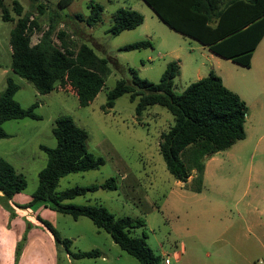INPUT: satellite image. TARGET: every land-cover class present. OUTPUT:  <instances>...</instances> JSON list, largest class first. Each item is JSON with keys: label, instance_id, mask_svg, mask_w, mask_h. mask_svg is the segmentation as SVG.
<instances>
[{"label": "rangeland", "instance_id": "obj_1", "mask_svg": "<svg viewBox=\"0 0 264 264\" xmlns=\"http://www.w3.org/2000/svg\"><path fill=\"white\" fill-rule=\"evenodd\" d=\"M0 3L10 18L3 21L0 9V93L11 79L18 85L14 100L24 109L36 104L34 112L40 117L2 124L8 137L0 139V157L25 177L26 188L16 199L0 195V264H139L88 218L73 219L45 207L54 214L46 218L39 212L44 206H29L31 200L18 202L23 196L31 197L37 186V173L47 161L40 146L55 147L51 130L59 116L71 117L87 133V151L102 158L103 164L61 177L56 190L99 185L111 177L116 180L115 190L98 189L65 203L101 205L116 217L141 218L144 226L136 228L134 235L145 236L148 247L159 257L157 264H165V259L168 264H264V123L256 110L250 114L247 110L246 137L206 157L202 174L193 170L184 184L168 173L158 151L160 135L174 123L165 108L152 105L137 116L136 101L130 102L125 94L111 109H102L106 93L115 83L131 80L130 70L156 84L173 57L179 60L173 87L180 93L195 80V66L200 73L208 67L198 42L171 30L142 0H73L64 8L58 7V0ZM90 3L102 8L101 22L92 27L84 21ZM16 5L20 16L14 11ZM119 8L140 13L142 24L110 34L112 14ZM20 17L27 19L31 44L51 28L55 46L60 47L57 34L61 32L68 49L76 50L83 43L107 60L104 86L88 106H79L69 87L39 94L12 73L9 34ZM141 40H149L151 47L119 50ZM238 70L248 72L242 66ZM38 218L49 223L62 240L71 241L68 251L56 245ZM92 250L99 256L72 257Z\"/></svg>", "mask_w": 264, "mask_h": 264}, {"label": "trees", "instance_id": "obj_2", "mask_svg": "<svg viewBox=\"0 0 264 264\" xmlns=\"http://www.w3.org/2000/svg\"><path fill=\"white\" fill-rule=\"evenodd\" d=\"M171 30L195 40L201 46L223 59L248 68L252 52L264 35V0H142ZM73 0H58L64 8ZM90 14L85 18L87 26L101 22L102 8L90 3ZM1 19L9 21L8 10L0 3ZM14 11L20 16L19 7ZM108 32L117 35L132 30L143 22V16L129 8L117 9L111 17ZM26 18L16 20L9 34L11 50L10 69L18 77L29 82L39 94H47L58 88L69 87L78 105L88 106L104 86L108 74L107 60L98 57L86 44L76 50L68 49L63 33H58L60 47L51 40L52 29L43 32L39 40L31 44ZM151 47L149 40L124 45L119 50L132 51ZM178 60L167 63L158 83L140 78L130 70L131 80H118L106 93L103 110L111 109L115 100L127 94L130 102L136 101L135 114L139 116L147 107L159 105L173 117V125L160 135L158 151L168 173L178 182L185 183L192 170L201 174L203 160L225 151L245 138L247 106L233 91L226 88L221 78L212 70L207 76L190 83L180 93L174 91V79L179 75ZM18 85L11 79L0 93V139L8 134L2 124L8 120L30 118L38 120L36 104L22 108L14 95ZM53 148L40 146L46 154L45 166L37 174V186L31 195L29 206H44L73 219L88 218L98 229L106 232L112 241L139 264H157L159 257L148 247L145 236L137 237L134 230L144 226L141 218L116 217L101 205H74L66 200L85 195L98 189L115 190V178L89 187L74 186L57 191L59 179L70 173L98 169L103 159L86 149L87 133L69 116L54 119ZM188 166H187V165ZM199 181L200 178L198 179ZM26 188L25 177L0 157V193L10 199ZM39 219V218H38ZM42 225L52 234L56 245L66 251L71 241L61 239L54 228L44 220ZM99 256L97 250L72 254L73 258Z\"/></svg>", "mask_w": 264, "mask_h": 264}, {"label": "crops", "instance_id": "obj_3", "mask_svg": "<svg viewBox=\"0 0 264 264\" xmlns=\"http://www.w3.org/2000/svg\"><path fill=\"white\" fill-rule=\"evenodd\" d=\"M202 49V51H205L204 56L209 63L204 73H200L199 67L195 66L193 70L194 81L205 77L210 70L214 71L221 78L223 85L236 93L245 102L249 114L252 109L256 110V114L260 115V121L264 123V35L252 52L250 65L246 68L248 70L246 73H240L238 70L239 65L211 53L207 47L202 46ZM173 59L178 60L177 57H173ZM190 178L191 175L188 179ZM19 193L13 195L14 199L19 196ZM23 197V200H18V202L26 203L31 200L30 196ZM39 212L46 218L54 216L45 207L39 208Z\"/></svg>", "mask_w": 264, "mask_h": 264}, {"label": "built area", "instance_id": "obj_4", "mask_svg": "<svg viewBox=\"0 0 264 264\" xmlns=\"http://www.w3.org/2000/svg\"><path fill=\"white\" fill-rule=\"evenodd\" d=\"M164 263H165V264H168V260H167V259H165Z\"/></svg>", "mask_w": 264, "mask_h": 264}]
</instances>
